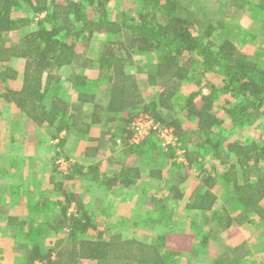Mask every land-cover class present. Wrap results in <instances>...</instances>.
Returning a JSON list of instances; mask_svg holds the SVG:
<instances>
[{
    "label": "trees",
    "instance_id": "1",
    "mask_svg": "<svg viewBox=\"0 0 264 264\" xmlns=\"http://www.w3.org/2000/svg\"><path fill=\"white\" fill-rule=\"evenodd\" d=\"M109 1L0 0V82L14 80L18 71L21 76L20 87L7 88L1 97L36 127L44 126L52 138L64 131L88 143L66 172L55 164L46 171L48 191L24 190L27 201L19 204L20 210H4L12 202L0 201V230L9 228L16 261L173 264L183 250L208 264L246 261L247 241L229 245L224 234L233 225L256 219L262 227L258 241L264 248V53L243 52L235 39L247 32L237 24L223 25L233 19L228 12H242L247 23L256 22L263 34L264 0H218L219 10L213 17L203 5L192 9L190 1L126 0L136 9L133 13L123 9L116 18L108 16ZM195 13L202 14V25ZM194 23L197 35L190 29ZM219 29L227 30V37L216 42L213 33ZM98 34L106 40L92 57L90 46ZM134 55L144 60L135 63ZM16 62L18 71L10 65ZM66 68L72 104L62 97L61 71ZM89 68L96 70L95 79L77 71ZM206 74L219 76L221 84L204 80L197 86L196 80ZM88 87L95 91L86 92ZM226 95L231 102L216 104ZM138 114L173 129L182 151L179 162L176 150L162 148L156 133L129 143L131 122ZM92 125L104 131L98 138L89 136ZM246 128L258 130L259 137H227L230 129L239 136ZM111 131L113 136L104 139ZM100 152L110 154L109 172L100 170L101 160L96 162ZM79 156L86 161H79ZM143 176L147 185L157 189L156 193L141 191L149 209H136L128 222L107 214L101 201L102 212L112 223L105 227L102 220L96 238H86L97 223L82 192L94 188L98 197L102 192L109 197L121 189L132 191ZM189 179L197 185L186 196ZM69 181H79L81 194ZM217 185L223 192L219 208L218 195L212 191ZM183 201L184 210L191 212L185 222L174 217ZM183 223L186 229L176 232ZM106 231L109 235L103 238Z\"/></svg>",
    "mask_w": 264,
    "mask_h": 264
},
{
    "label": "rangeland",
    "instance_id": "2",
    "mask_svg": "<svg viewBox=\"0 0 264 264\" xmlns=\"http://www.w3.org/2000/svg\"><path fill=\"white\" fill-rule=\"evenodd\" d=\"M184 1H190L191 2V8L192 9H197L198 6H202V8L205 11H208L209 16L213 17V14L216 10H219V6H218V0H202V3L200 2V0H184ZM123 9H128V11H130V13H133V11L136 9L135 6L129 2H127L126 0H110L107 3V11H108V16L110 18H116L117 14L121 12V10ZM232 11V10H231ZM228 12L229 16H231V18H233L232 20H225V22H227L226 24L223 25V27L228 28V27H236L234 24H237L238 26L241 27L243 32H247L246 36H242L240 35L237 39H235V41H237L238 45L241 46V49L243 52L245 53H254L255 50L258 51H262L264 53V32L263 34H260V31L257 29L256 27V22H252V23H247L248 19H247V15L243 14L241 15V13L239 12ZM239 13V14H238ZM198 14L196 16H198V23L200 25H202V14L200 13H195ZM44 16V13L38 15V18H42ZM34 19H37V16H35ZM219 20V17H216V20ZM198 28V24L194 23L191 26V32L193 35H197L199 32L197 30ZM227 30H222L219 29L217 31H215L213 33V37H216V42H219L223 39H225L226 36V32ZM98 36V40L97 42L94 41L92 43V45L90 46V56L95 57L93 55L94 52H96L97 54L100 52V48L104 46V42L106 40V36L105 35H101L98 34L96 35ZM101 37V38H99ZM103 37V38H102ZM82 46H78L77 47V51L82 52ZM99 48V49H98ZM92 51V52H91ZM152 56H154V54H152ZM97 58V56H96ZM95 59V58H94ZM135 63L138 62L139 60H144V56L142 55H134L133 57ZM263 59H264V54H263ZM18 62L16 63H12L10 64L12 68H14V70L18 71ZM69 69L66 68L64 70L61 71V77L63 79L62 82V88H64V91L62 92V97L65 101H67L68 104H72L71 102H74V95L72 90L69 88L68 83L65 81V77L68 75L69 73ZM77 71H80V73H84L85 76H87L88 78L91 79H95L97 72L94 68H89V69H77ZM127 72L131 73L130 69H127ZM208 81L211 82L213 84H221L220 82L217 83L218 81H220V77L215 75V74H206L205 78L203 80H196L195 84L197 86H199V84L201 85L202 82ZM94 92V87H88L86 89V92ZM186 92L188 93L189 90L186 89ZM202 92L204 94L207 93V89H203ZM226 99H229V101L231 102L232 99L229 96H221L219 97L215 102L216 104H223L224 101ZM3 113V115L5 116V113L7 114L8 117H10V114H8L7 111H0ZM222 115L221 117L223 118L224 124H228L229 120L227 119L226 115L224 113L220 114ZM1 118V116H0ZM22 128L26 129V132H30V142L32 144H25L23 145L22 148V156H23V160L20 161H16V165H18L22 171H24V173H27L29 175L31 174H35V177L31 178V181L29 182V186L28 189L30 190V192L32 194H36L43 190L48 191V188L46 186L47 183V177H48V173L46 171H49L50 169H52V165H57L58 168L57 170H64L65 169V165L60 164L61 160H65V162L69 163H73L75 161H78V157L76 158L75 156H78V153H76L78 151V149H80L81 151L83 150L85 143H82L83 140L78 139L76 136H66L65 132L59 133V138H52L50 136V134L48 133V130L43 126V127H35V125L30 122H23L22 123ZM90 132V136H95V138H98L100 135V132L102 131L101 127L98 125H92L91 130H89ZM227 132V137H230L231 139H236V138H257L259 137V132L258 130H253L251 128H246L245 130L241 131L239 136L238 133L236 134V131L231 130L230 131H226ZM29 134V133H28ZM27 134V135H28ZM113 132L111 131L110 134L106 135L104 137V139L109 138L110 136H113ZM26 138V137H25ZM93 138V137H92ZM63 142V143H62ZM65 143V145H64ZM30 145V146H28ZM32 146H34V148L32 149ZM109 149L111 150L112 147L111 145H109ZM17 152H20V149H17ZM63 155H66L69 157V160L64 159V157H62ZM15 156V155H14ZM80 159L79 161L81 162H85L83 156H79ZM110 154L108 152H103L99 153L97 155V160L96 162H99L100 160L101 165H100V170H104L106 169L108 172L112 169L110 163L108 162L110 159ZM102 158V159H101ZM129 161V160H128ZM45 163L48 164V166H45ZM218 164V163H216ZM190 172H192L194 169L189 168ZM218 170L219 172L222 171V169L220 168V166L218 165ZM66 172V171H65ZM42 173V174H41ZM44 175V177H43ZM145 177L143 176V179L140 182H137L138 185L134 186V188H132V191H128L125 189H121V192L119 194H110L109 197H107V193L102 192L100 194V196L98 197L97 194L95 193L94 188L88 189L83 193V200L84 202H88L91 205V209L92 212H94L95 214L91 215L93 221H95L94 223H97V229L96 230H91L89 231V233L87 234L88 239H92L94 240L96 238V234L99 230L102 229L101 226H99L100 222H103L102 220H104L106 223L103 222V224H108L112 223L111 221V217L114 218H119L120 216L125 217L124 221H128V219L133 218L135 215V210L136 209H141L142 210H147L149 209L148 207H145V201L143 196L141 195V191L145 190L148 191V193H156V190L154 187L147 185V182H145ZM30 179V178H28ZM74 181V180H71ZM71 181H69V185L74 187H76V192L80 193L81 191L79 190V181L78 182H74L72 183ZM28 183V182H27ZM141 183V184H140ZM197 181H195L194 179H189L187 185H186V191L185 194H188L191 192V190H193V188L195 187ZM23 185V184H22ZM76 185V186H75ZM50 186H49V190H50ZM27 190V188L23 185L22 189L20 186H18V193L22 194V190ZM215 191L218 195V201H217V208L221 207L223 205V201L221 200V187L219 185L216 186ZM81 194V193H80ZM109 194V193H108ZM4 198L2 196H0V200ZM18 199L17 195H12L9 198V201L12 200V203ZM19 200V199H18ZM25 205V200L22 199ZM101 201L104 202V206H106L107 209V214H110V218L106 217L103 212H102V206H101ZM264 204V203H263ZM185 207V201L181 202L179 204L178 207H176L175 210V214L174 217L176 220L179 221H184L187 219L188 217V213L185 212L183 209ZM19 208V206H18ZM18 210V209H16ZM20 210V209H19ZM73 207H71L69 209L70 212H73ZM3 216V215H2ZM1 221H3V218L0 217ZM129 222V221H128ZM4 223V222H3ZM1 225V223H0ZM259 222L254 219L252 221L251 224H245L243 226H235L233 225V227L231 226L228 231L224 234L226 237H228V241L227 244L229 245H238L240 243L243 242H239V241H247L248 244H246L245 242V249L246 251H248V255L246 256L247 258L245 259L246 261L242 260L240 262V264H264V248L261 242L258 241V238L262 236V227L259 226ZM182 226L181 230L178 228H175L176 232H180L182 230H184L185 225H180ZM105 227H107L105 225ZM5 228L8 230H0V264H20V261H16V255L17 253L14 251V247L16 246L14 243V238L12 236V234L9 232V228H7L5 226ZM129 230H132L130 228H128ZM239 229V234L237 235V238L241 239L239 241H237L236 239V230ZM132 231H129V233L131 234ZM138 236L142 237L144 234L142 232H136ZM109 235L108 231L105 232L103 238H106ZM199 240H201V237H198ZM182 253V252H181ZM180 253V254H181ZM183 253L182 255H179V258L176 259L173 264H208L206 261H204L205 259H202V261H198L201 260L199 258H195V260L193 258H190L189 255ZM82 264H88V262L83 261Z\"/></svg>",
    "mask_w": 264,
    "mask_h": 264
},
{
    "label": "crops",
    "instance_id": "3",
    "mask_svg": "<svg viewBox=\"0 0 264 264\" xmlns=\"http://www.w3.org/2000/svg\"><path fill=\"white\" fill-rule=\"evenodd\" d=\"M20 78H21V76H20V73L18 71V73H16V77L14 80H8L6 83L0 82V111L1 110L7 111L8 114H10V117H8L6 113L4 116L3 113L0 112V116H1V118H0V196L5 197V199L2 198L0 201L6 202V203H9L10 196L16 195V194H14V192L17 191L18 186H20L22 189V187L24 185L27 188V191L30 192V190L28 189L29 186H27V185H29L31 178L35 177V174L29 175L27 173H24V171H22L21 168L18 165H16V161L23 160V156H22L23 154L21 152L23 145H25L26 143L32 144L30 142V138H31L30 132H26V129L22 128V123L23 122L25 123V122L30 121V120H27L26 118H24V116L13 105V103L5 102L3 100V98L1 97L7 88H10V89L19 88L20 84H21ZM219 82L221 83V79L217 83H219ZM215 85H219V84H216V82H215ZM89 130H91V128ZM102 131H103V129H102ZM62 132H64V131H61L60 133H62ZM89 136H90V133H89ZM28 137H30V138H28ZM57 137L59 138V134L55 138H57ZM90 137L95 138V136H90ZM82 143H85V146L88 144L86 141H82ZM28 146H30V145H28ZM33 148H34V146H32V149ZM17 149H20V152H17ZM78 152H81V150L78 149V151L76 153H78ZM28 178H30V179H28ZM48 178H49V172H48L47 179ZM47 182H48V180H47ZM196 185H197V183H196ZM46 186H47V183H46ZM47 188H48V186H47ZM215 188L216 187H214L212 189V191L217 195ZM24 190H22V191H24ZM191 192H192V190H191ZM191 192L188 195H190ZM22 193L23 194H20L17 192V196H18L19 200L17 199L15 201V203L13 202L11 204V206H9V207L6 206L4 208V210H8V211H10V209L16 210V209L20 208V207L18 208L19 204L24 205V202L22 199L27 201V199H25V197H26L25 193L26 192L25 193L22 192ZM186 196H187V194H186ZM11 202H12V200H11ZM184 211L188 213V217L191 215L190 211H186V210H184ZM186 220H184V222ZM183 225H185L184 229H186V227L188 226L187 224H184V223H183ZM237 235H240V234H236L237 241L241 240V239L237 238ZM226 239H227L226 240V242H227L228 237H226ZM181 252L182 253L180 255L185 253L186 255L188 254L190 257V254L186 250H183ZM190 258H192V257H190Z\"/></svg>",
    "mask_w": 264,
    "mask_h": 264
},
{
    "label": "built area",
    "instance_id": "4",
    "mask_svg": "<svg viewBox=\"0 0 264 264\" xmlns=\"http://www.w3.org/2000/svg\"><path fill=\"white\" fill-rule=\"evenodd\" d=\"M132 137L129 140V143H138L145 136L156 133V135L161 140V147L167 149L169 146L176 150V155L180 156L177 160L178 162L181 160L182 151L178 149V144L176 142V138L173 132V129L170 127H166L156 122L152 118L138 114V116L131 122ZM118 143L120 141H117ZM60 164L65 165V171L67 169L68 163L65 160H61Z\"/></svg>",
    "mask_w": 264,
    "mask_h": 264
}]
</instances>
